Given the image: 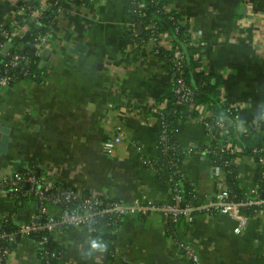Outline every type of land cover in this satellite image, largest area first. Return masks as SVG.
<instances>
[{
	"label": "crops",
	"instance_id": "1",
	"mask_svg": "<svg viewBox=\"0 0 264 264\" xmlns=\"http://www.w3.org/2000/svg\"><path fill=\"white\" fill-rule=\"evenodd\" d=\"M52 1L0 0V23L12 21L26 3L44 8ZM168 2L204 46L203 69L220 80L221 100L242 106L239 132L254 129L264 141V0ZM130 19L128 0L65 2L44 48L50 50L49 66H41L43 50L38 80L0 93V142L2 132L10 131L8 153L0 155V180L35 168L44 181L78 194L123 203H133L142 193L159 203L171 200L165 177L142 160L160 158L156 109L167 91L170 69L149 43L134 39ZM34 27L32 19L18 27L17 49L31 46ZM79 43L85 46L82 58L73 52ZM7 57L2 51L0 63ZM175 130L183 152L217 142L203 117L190 112ZM119 132L124 143L113 155L104 154L103 142ZM233 163L241 190L249 193L261 182L260 165L239 152ZM181 171L202 202L215 200L227 187L215 176L209 157L187 158ZM39 207L33 199L0 195V220L10 214L17 224L26 223ZM235 227L232 217L221 214L200 215L189 226H170L161 214H153L127 216L117 229L105 228L98 236L67 228L53 237L63 250L62 264H111V251L116 252L115 264H189L177 243L192 247L201 264H264V212L251 215L241 234L234 233ZM94 239L105 244L103 252L89 254ZM37 254L35 239L25 237L10 261L40 264Z\"/></svg>",
	"mask_w": 264,
	"mask_h": 264
},
{
	"label": "built area",
	"instance_id": "2",
	"mask_svg": "<svg viewBox=\"0 0 264 264\" xmlns=\"http://www.w3.org/2000/svg\"><path fill=\"white\" fill-rule=\"evenodd\" d=\"M128 1L130 4L135 2V0ZM57 3H59L58 0H53L44 8H29L30 16L34 24L39 25V20L47 11L53 9ZM163 9L169 13L175 12V9H173L171 5H164ZM19 11L24 14L26 9L20 6ZM58 11L60 13L62 8H58ZM10 22V20H7L0 23V37L5 40L2 42L0 41V53L8 44L14 46L17 40L18 27H14L11 31L5 28ZM129 29L133 37L138 36L137 25L132 21L129 23ZM148 29H152L151 41L143 44L149 43L154 49V54L158 52L159 48L173 49L169 33L158 34L155 24ZM49 40L48 35H39L35 38L33 47L37 49L36 53L38 57L42 56V52L49 43ZM9 56L10 59L8 63L4 66L0 65V93L13 87L15 78L12 75V71L20 69L22 63L28 61V58L24 55H12L8 53V57ZM174 60L176 77L177 74H183L185 68L184 56L178 49L174 52ZM174 78L170 76V82H174ZM177 83L178 86L175 90L177 101L175 105L186 106L191 104L194 106V91L181 78L177 79ZM231 108H234L238 113L236 116L238 126L239 113L242 106L235 104L231 105ZM196 111L199 117H203V121L211 116L208 107L198 106L196 107ZM159 120L161 122V127L157 137V145L160 153L159 159H161L168 151L165 145L172 137L173 130H171L170 126L165 122L163 112L160 113ZM207 125L212 134L213 128L210 124L207 123ZM217 126L218 134L214 136H218L216 143L222 146L221 149L218 151V148L197 147L192 145L184 152L186 159L194 157H211L212 155L225 152L224 144L231 141V138L225 131L227 124L225 121H220L217 123ZM124 140V135L121 132L107 138L102 145L103 153L106 155H113L118 147L124 143ZM238 148L230 150L233 156L238 153ZM261 152V150L254 149V154L258 156L257 162L262 170L261 182L249 193H245L243 200L240 202L230 197L228 187L219 193L213 201L202 202L195 193L193 199L199 200L200 202H186L182 194L181 184L189 180L187 176L182 173L181 166L178 164L177 166L173 165V167H176L175 175L180 177V181L176 180L173 176L167 179L171 200L165 203L156 202L147 193H142L133 203H123L99 194H78L61 185L44 181L43 178L38 175L37 169L35 168L5 176L0 180V195H11L16 200L34 198L39 201L40 207L39 211L35 212L28 222L22 224H17L13 215L5 214L2 216L0 220V264H11L10 257L19 240L22 238L40 236L39 239H35L38 253H41L45 259H48L49 254L45 251L46 244L55 233H60L66 228L83 229L91 235L101 233L103 229L108 227L109 230L114 231L118 228L122 219L127 216L144 218L153 214H161L166 218L170 226H174L180 222L189 226L192 225L200 215L211 216L221 214L232 217L236 221L234 233L239 235L247 225L249 217L253 215L246 214L244 212L246 209L256 207L257 210L255 213L264 212V156H260ZM142 160L145 164L154 169L164 168L159 160L154 162L143 157ZM224 165L228 167L234 165V163L233 161L227 160L224 162ZM213 167L215 176L226 185V177L231 171H225L220 166H216V164H214ZM25 185L27 186L26 189L24 188ZM45 203H50L54 206H66L62 211L60 219H57L56 214L50 212L49 209L44 206ZM101 220L107 222L104 223L107 227L99 223ZM177 246L178 249L184 253L189 264H201L199 255L192 247L183 243H177Z\"/></svg>",
	"mask_w": 264,
	"mask_h": 264
},
{
	"label": "trees",
	"instance_id": "3",
	"mask_svg": "<svg viewBox=\"0 0 264 264\" xmlns=\"http://www.w3.org/2000/svg\"><path fill=\"white\" fill-rule=\"evenodd\" d=\"M55 1V0H54ZM59 3L56 4L53 9L47 11L44 16L39 20V25H35L32 30V36L30 38V47H25L24 51L17 49L18 44L11 49L10 54H19L24 55L28 58V61L22 63L20 69L12 71V75L15 78L13 87L23 81H35L38 80V67L41 60V57L37 56V53L32 50L33 45L35 44V38L39 35H48L49 39L53 36L51 25L54 19L58 16V8H62L67 0H58ZM164 5H171L168 0H135L133 4H130L131 9V19L137 25L138 36L134 39L138 43H145L151 41L152 29L150 28L153 24L157 26L158 34L169 33L171 37V43L173 44V49L159 48L155 56L163 61L170 69V76L175 77V60L174 52L179 50L184 56L185 68L183 74H177L174 78V82H169L167 91L164 93V96L159 102L157 109L158 114L164 113V120L173 130L172 137L167 141L165 147L167 148V153L164 157L159 159L163 164L164 168H157V174L159 176H164L166 181L169 177L173 176L176 180L180 181V177L175 175L176 167L173 165L182 166L186 160V156L181 148L178 146L174 139L175 127L179 121L185 118L186 113L190 112L194 117H198L199 114L196 111V107L205 106L208 107V110L211 113V116L205 121L210 124L212 129V134H218L217 123L220 121H225L227 127L225 131L228 133L231 141L225 145V152L219 153L217 155H212L209 157L212 164L220 166L225 171H231L227 175L226 185L230 191V197L237 202L243 200L244 191L241 190L239 186V177L234 165L225 166L224 162L233 161L234 156L231 154L232 149L238 148L240 154H244L248 157H253L257 160L258 156L254 154V149L261 150L260 156H264V141L262 136L258 132H245L241 133L238 130L236 116L238 113L234 108H231L230 105L223 102L220 97V80L213 75L208 74L202 67L204 66V58L206 52L204 51V46L194 37L193 32L183 21L182 15L174 10V13H169L163 9ZM26 9V12L18 14L9 24L6 25V30L11 31L14 27H19L24 25L28 20L31 19L29 8L36 7L33 3H26L21 6ZM142 29L143 33H140ZM0 41H5L0 37ZM10 56L7 57L2 63L1 66H4L8 63ZM183 79V81L194 91L193 95V105L186 106H177L175 105L177 101V95L175 90L178 86L177 79ZM163 101L166 102V105H163ZM161 103V104H160ZM219 146V147H218ZM163 147V146H162ZM211 148H218L219 151L222 146L217 143L209 146ZM25 172V171H23ZM39 175V172L37 170ZM41 176V175H39ZM26 185L24 188L26 189ZM182 194L186 202L192 201L199 203V200H194L195 190L189 181L182 182L181 184ZM38 201L37 199L31 198ZM27 200V199H26ZM21 201V200H19ZM39 203V201H38ZM45 207L51 212L57 211V219H60L62 211L66 206H54L50 203H45ZM245 210V209H243ZM257 208H248L244 212L248 215L254 214ZM39 211V208L36 209V212ZM102 226L107 227L104 223H107L104 220L99 222ZM67 229V228H66ZM109 229V227L107 228ZM101 233L95 234L98 236ZM34 239H39L38 237H33ZM46 252H48V259H45L41 253L37 254V258L40 264H62L63 262V250L54 239L53 236L50 237L49 242L46 244ZM115 251L110 253L111 264H115ZM43 254V253H42Z\"/></svg>",
	"mask_w": 264,
	"mask_h": 264
},
{
	"label": "water",
	"instance_id": "4",
	"mask_svg": "<svg viewBox=\"0 0 264 264\" xmlns=\"http://www.w3.org/2000/svg\"><path fill=\"white\" fill-rule=\"evenodd\" d=\"M139 31L141 34L143 33L142 29H140ZM30 36L31 34L28 33L26 37L23 39V41L25 43H28ZM12 48H13V45L8 44L6 48L3 50V53L7 55ZM32 50L34 52H37V49L35 47H32ZM84 51H85V46L81 43L77 44L73 49V52L79 55V57L81 58L84 55ZM49 54H50V50L45 49L44 55H43V61L41 62V66H43L44 64H46V66H49V64L46 63V60L48 59ZM9 146H10V131L8 129H5L2 132V137H1V142H0V155L6 156L9 150Z\"/></svg>",
	"mask_w": 264,
	"mask_h": 264
},
{
	"label": "clouds",
	"instance_id": "5",
	"mask_svg": "<svg viewBox=\"0 0 264 264\" xmlns=\"http://www.w3.org/2000/svg\"><path fill=\"white\" fill-rule=\"evenodd\" d=\"M105 247V244H103L101 241L94 239L90 242L89 254L96 251L103 252L105 250Z\"/></svg>",
	"mask_w": 264,
	"mask_h": 264
}]
</instances>
